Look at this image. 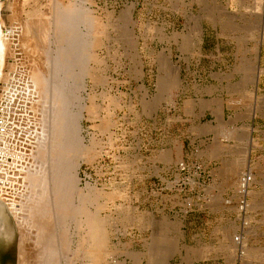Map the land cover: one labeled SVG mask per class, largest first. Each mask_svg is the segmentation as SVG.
<instances>
[{"label":"rangeland","instance_id":"obj_1","mask_svg":"<svg viewBox=\"0 0 264 264\" xmlns=\"http://www.w3.org/2000/svg\"><path fill=\"white\" fill-rule=\"evenodd\" d=\"M238 1L1 2L8 59L0 107L7 102L8 91L12 100L17 99L15 86L21 82L27 92L21 101L28 125L33 123L30 137L35 138L49 107L50 79L56 69L59 80L55 79L68 85V94L75 98L71 124L88 149L80 159L79 186L88 184L92 190L86 205L90 217L100 220L105 249L91 255L89 264H112L114 259L121 264L137 259L149 264L155 247L165 264H264V0ZM133 3L131 23L124 27L121 11ZM67 11L86 16L73 24ZM125 28L133 36L131 45L124 37ZM71 30L80 33L77 43ZM88 39L94 44L85 51ZM87 52L92 58H85ZM67 54L83 56L88 72L67 78L61 62ZM166 57L169 70L163 66ZM177 70L182 85L171 91L175 105L163 100L150 111L146 102L160 94L159 80L172 78ZM91 106L95 110L89 111ZM254 107L260 110L249 115ZM246 135L255 180L248 190L245 214L240 216L236 191L241 189L240 174L249 173L240 160ZM168 137L175 146L194 137L184 148L193 159L179 158L175 163L180 173L176 181L166 174ZM222 150L234 158L221 161ZM181 161L188 166L184 171L177 167ZM178 177L184 188L181 194L173 189ZM230 187L233 195L226 193ZM14 190L0 185V264H17L18 243L23 241L18 218L22 212L17 209L23 197ZM22 250L25 263L28 250Z\"/></svg>","mask_w":264,"mask_h":264},{"label":"bare ground","instance_id":"obj_2","mask_svg":"<svg viewBox=\"0 0 264 264\" xmlns=\"http://www.w3.org/2000/svg\"><path fill=\"white\" fill-rule=\"evenodd\" d=\"M2 1L4 0L0 1V94L2 91L1 88L5 87V86L2 87V84H4L2 83L3 82V70H4L3 68L5 66V63H7V59H8L7 58L8 41L5 37L6 32L3 27V22L1 19V6H2L1 2ZM133 7H134V3L127 5L125 9L121 11V21L123 22L124 27H126L128 24L131 23L130 21L132 19ZM68 12L69 11H67V13ZM68 14H67V16H69L68 20L71 22L72 21L75 22L77 19H80L83 16H86V15L82 16L81 13H77L73 11H70V13ZM54 15H56V12ZM62 16L64 15L62 14ZM55 17H57V15ZM55 17L53 20H56L58 22L59 19L57 20L55 19ZM56 21H54V24ZM79 21H77V23ZM84 23H85V20L84 22H82V24ZM36 24L37 23H35V26ZM54 24H52V26ZM26 25L28 27V25L30 24H28L27 22ZM54 26L58 28L59 25L57 26L54 25ZM42 27H43V24H42ZM75 27L77 26L75 25ZM75 27H73V29H75ZM38 28H41V27H38ZM25 29L27 30L26 27ZM28 29H30V27H28ZM29 31L31 32V30ZM29 31L27 30L26 32L29 33ZM42 31H44V29ZM54 31H56V29ZM125 31H126V28L123 30L124 35H125L124 37L126 38L127 36V38H129V42L131 45L134 40L133 36L131 33H127ZM71 32L73 34L72 36H74L73 38L76 41L75 43H77V40H78L77 37H80V33H78L75 30H71ZM200 35H201V29L199 28L198 37H200ZM59 36H61V34H59ZM58 39L59 41H61L60 37H58ZM50 40L51 39H49V41ZM78 43L80 44V42ZM93 44L88 39V41L86 42V45H88V48H85L84 50L85 51L86 49L88 50L90 48V45H93ZM74 49H77V48H74ZM70 50L71 49H69V52H71ZM84 50H82L81 52L83 53ZM71 53L72 54L74 53L73 50ZM91 54H92L91 52L90 54L89 52H87L85 58L88 57L87 59H90ZM75 57H79V58L75 59ZM82 57L83 56H77L75 54L74 55L67 54V56L65 55L62 56L61 62L63 64L64 74L67 78H70V76L73 73L80 74V73H83L84 71H87L85 70L86 69L85 64H84L85 61L82 59ZM166 59L167 57L165 58V60ZM165 60L163 61V66L166 70H169V67L171 65L167 64L168 61L167 60L165 61ZM48 68L47 70L49 72L51 68L50 69ZM54 69H56L55 66L53 70ZM262 69H261V72H262ZM55 71H57V69ZM55 71L53 72V79H50L52 80V82L50 81L51 82L50 85L52 86L50 87L51 89H49L50 92L48 93V96H47L48 98L47 100H49V104H48L49 107L47 106L48 108H47L45 116H43L42 119L40 118L41 119L40 120V124H41L40 130L41 131L38 137L37 136L35 138L33 136H32L33 138L30 137L34 129H32L33 127L31 128L33 123L31 126H29L28 125L29 123L26 121L25 106L22 105L23 102L21 100L26 99L25 93L27 92L24 93V88L22 89V87H20L21 82L17 83V85L15 86V89L19 90V92L16 93L17 99L12 100L11 94L10 96H8L10 92L8 91L4 93V94H7V96H5L6 97L5 100L7 102L3 103L4 106L0 107V185L3 186L6 184L7 186L9 185L11 188L14 187L15 188L14 191H19V192L21 191L22 193L21 196L23 197L20 205H18V208H17L20 212H22V214L20 213L21 217H18V218L21 219L19 222V226H20L19 229L21 230V238L23 236V241L19 240V243H18L17 264H89L88 260L90 259L91 255L95 253L97 254L102 253L105 250L100 241L101 232H99L100 230L98 229L100 220L98 218L93 219L90 217L89 211L86 205V200L91 195L92 190H90L88 184L85 187L79 186L80 178L78 175V168L80 164V159L83 156H86L88 149L86 146L82 144V141H83L82 136L77 132L76 128H74L73 125L71 124L72 123V110L71 109L74 107L73 105L75 104L74 103L75 98L74 96L68 94L69 93L68 90L69 89L71 90V88L69 89L66 88L68 86L66 85V82L68 80H64V82L62 81L66 85V86H62L61 80L59 82L56 80L58 78H56L57 73L56 75L54 74ZM173 73L174 74L172 78L162 77L159 80V83L157 81V83L159 84V86L158 85L157 86H158V90H160L159 91L160 94L157 93L158 95L156 94L157 96L156 97L154 96L153 100H151L150 102H146L147 103L146 106L150 111L155 110L158 104L163 100L167 101L169 106L175 105L174 99L172 98V96L174 95H171V94L174 90L180 87L179 85L181 83H180V78L178 75V70ZM83 74L85 75V73ZM88 109L89 111H92L94 107L91 106ZM258 110L260 109L254 107L249 110L248 114L249 115L255 114ZM95 113H97V111ZM5 114L7 115L6 117H5ZM45 128H49L50 130L48 129L49 130L48 131L46 129L47 130L46 131ZM249 130L250 129L248 128V131ZM246 136L247 137L244 136V139L247 138V140H249L250 138L249 135H246ZM33 139H36L35 143H32ZM26 143L27 144L30 143L29 144L30 146L29 145L27 146L29 147L28 148L29 150L27 149L29 153L26 151L27 147L25 148V146L27 145ZM247 143H246L244 157L241 158L240 160L243 159V161L241 162L243 163L244 167L249 170L248 174L251 175L252 178L250 177V179L253 181L255 179L253 178L251 169L249 168V159H248L249 158L248 155L250 152V147H249L250 145ZM31 144H34V146L31 147ZM257 167H258V164H257ZM229 168L226 167L225 169L231 170ZM11 175L13 177L14 176L16 177L17 175V176H20V178L19 177L12 178ZM240 175L241 176L239 177V181H238V184L239 182L240 184L238 186H240L241 188V178L245 174L243 176L242 174ZM9 181L11 182L9 183ZM12 182H17V184L15 185ZM248 193L249 192H247V194ZM22 246L23 248L28 250L27 255L25 256V259H24L25 263L22 262L23 256L25 254L23 253ZM158 252H159V248L155 247V250L150 257L149 264H165V262H163L158 257ZM133 264H140V260L138 259L134 260Z\"/></svg>","mask_w":264,"mask_h":264},{"label":"crops","instance_id":"obj_3","mask_svg":"<svg viewBox=\"0 0 264 264\" xmlns=\"http://www.w3.org/2000/svg\"><path fill=\"white\" fill-rule=\"evenodd\" d=\"M258 50H260L261 51V48L260 49H258ZM259 57H261V56H259ZM194 118V117H193ZM169 139H168V148L171 150L170 151V153H169V158H170V161L167 163V165H166V169H167V175L168 176H173V178H174V180L176 181V179H177V176L179 175L180 176V173L179 172H177V170H176V166H175V163H176V161L179 159V158H182V159H184V158H186V159H193L192 158V155H189L188 154V152L187 151H185L184 150V148H185V145L186 146H188L189 144H190V142L192 141L191 139H193L194 137H191V139H188V143L187 144H185V139H183L182 141H181V145H177V146H175V144L172 142L173 141V139H170V137H168ZM247 142H249V140H245V143H247ZM179 144V143H178ZM241 144L243 145V141H241ZM247 144H249V143H247ZM246 146V145H245ZM192 148L194 149V145H192ZM190 152H192V150H190ZM241 156V155H240ZM248 159H249V161H250V152H249V155H248ZM218 158L222 161L223 159H233L234 157H231L229 154H228V152H227V150H222L220 153H219V155H218ZM223 166H224V164H223ZM166 169H165V171H166ZM219 173H220V171H218V176H220L219 175ZM173 189H176L177 191V193L178 194H181L182 192H184V188L181 186V177H178V181H177V183L175 182V184H174V187H173ZM227 192H230V195H233L234 194V188L233 187H230V188H228V189H226V193ZM223 195H225V193H223ZM234 204H235V200H234ZM233 212L236 214V217H237V212L235 211V210H233ZM240 224V223H239ZM242 236V235H241ZM242 244H244V246H245V241H244V238L242 237L241 238V241H240ZM241 244V245H242ZM239 249L240 250H242L240 247H239Z\"/></svg>","mask_w":264,"mask_h":264},{"label":"built area","instance_id":"obj_4","mask_svg":"<svg viewBox=\"0 0 264 264\" xmlns=\"http://www.w3.org/2000/svg\"><path fill=\"white\" fill-rule=\"evenodd\" d=\"M179 171H184L187 169V165L181 161L177 165ZM251 175L246 173L241 178V189L236 191L237 194V201L236 207L238 208V215L244 216L245 211L247 209L248 201H247V192L249 190L250 185L252 184V180L250 179ZM252 178V177H251ZM240 255H242V250L239 249ZM112 264H121L119 260L114 259ZM124 264V263H123Z\"/></svg>","mask_w":264,"mask_h":264},{"label":"water","instance_id":"obj_5","mask_svg":"<svg viewBox=\"0 0 264 264\" xmlns=\"http://www.w3.org/2000/svg\"><path fill=\"white\" fill-rule=\"evenodd\" d=\"M1 1V0H0Z\"/></svg>","mask_w":264,"mask_h":264}]
</instances>
